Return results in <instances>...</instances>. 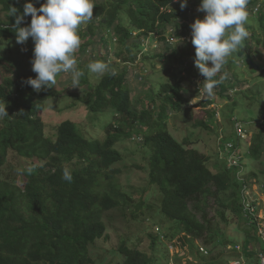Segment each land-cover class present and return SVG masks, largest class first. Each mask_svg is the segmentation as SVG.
Returning a JSON list of instances; mask_svg holds the SVG:
<instances>
[{"label":"trees","instance_id":"obj_1","mask_svg":"<svg viewBox=\"0 0 264 264\" xmlns=\"http://www.w3.org/2000/svg\"><path fill=\"white\" fill-rule=\"evenodd\" d=\"M173 1L95 0L92 23L97 20L98 27L103 30L99 33L101 44L107 54L112 44H117L115 58L104 56L103 59L109 70L80 98L91 112L119 114L117 121L107 125L101 139L85 136L80 126L70 119L59 121L53 131L46 133L41 113L45 102L50 97L60 96V90L51 87L35 92L23 83L29 77L35 78L32 68L21 76L12 58L0 55V101L6 102L9 114L0 120V264H94L88 247L107 231L103 214L123 203L127 205L130 200V195L121 188L119 170L114 165L122 159L115 144L133 135L141 138L146 151L149 183L144 193L155 186L158 198L155 207L141 200L136 209L143 205L151 208L175 224L176 229H187L192 235H199L205 229V219L201 221L196 216L201 210L202 198L205 201L213 198L221 207L244 216L246 197L242 188L245 179L240 178L239 171L243 153L238 166H229L226 162L220 169L213 170L209 167L208 156L194 147L189 136L178 141L164 122L167 105L181 110L187 104L185 88L179 83H160L145 107L139 111L132 108L127 68L131 64L135 73L143 69L140 67L143 63L134 65L139 47L143 46L140 39H146L149 34L164 38L165 33H169L171 38L182 40L189 34L186 19L173 23L177 17L169 8ZM26 2L28 0H0V8L6 13V21L0 22L1 36H15L12 29L15 16L11 15V8L16 7L18 13H22ZM257 12L253 22L257 23L260 35L253 27H246L253 41L264 47V8ZM30 21L29 15L21 26ZM88 28L94 35L96 31L93 30L97 28L93 24ZM85 36L82 33L80 38ZM91 41V37L86 39L81 49L84 51ZM248 49L249 44H244L239 54H245ZM194 57H185L181 62L191 63ZM241 57H235L233 62L228 57L229 66L233 63L234 69L238 64L236 60ZM118 60L125 64L120 71H116ZM191 65L188 74L194 76L192 72L198 69ZM20 80L22 83L18 84ZM80 80L87 82L85 73ZM219 86L220 92H227L224 81ZM160 100V104L155 103ZM215 114L216 109H212L211 121L199 119L196 126L208 128L216 122L212 120ZM243 124L260 127L248 140V154L258 159L264 149V114L257 121ZM220 142L223 143V139ZM10 154L25 165L20 166L18 172L13 171L16 168H9L4 173ZM65 167L71 170V182L63 179ZM29 168L32 170L28 171ZM256 212L252 218H256ZM245 215L250 217L248 213ZM152 233L148 235L151 251L158 240V234ZM117 250L123 257L122 264H155L153 252L149 254L123 244ZM246 255L254 254L246 252Z\"/></svg>","mask_w":264,"mask_h":264},{"label":"rangeland","instance_id":"obj_2","mask_svg":"<svg viewBox=\"0 0 264 264\" xmlns=\"http://www.w3.org/2000/svg\"><path fill=\"white\" fill-rule=\"evenodd\" d=\"M42 3L41 0H35L34 5L39 8ZM199 3L200 0H188L186 8L181 10L178 0H174L169 7L177 13L173 23L186 19L189 33H191V23L198 17L203 19L204 16V13L196 11ZM261 8H264V0H251L247 6L249 17L246 26L253 27L258 35L260 31L257 23L253 21L258 14V9ZM92 20L82 24L79 29V35L82 33L86 35L81 38V44H84L83 42L89 37L92 41L84 48V51L80 46L75 52L77 67L84 71L87 82L80 80L78 87L73 88L70 74L61 73L56 77L57 82L52 87L60 90V96L50 97L45 102V108L41 113L46 133L53 131V126L59 121L70 119L80 126L85 136L101 139L104 138L107 125L114 123L119 117V114L110 111L100 114L91 112L80 99L87 90H91L97 84L104 74L88 71L87 64L96 60L107 63L103 60L106 58L104 56L114 59V53L117 50V44L113 43L109 54L106 53L99 38V33L103 30L98 27L97 20L93 23ZM3 21H6V13L0 8V22ZM89 24L97 28L93 30L96 31L94 35L88 28ZM176 26L178 24L174 25V30ZM135 34L137 32H134ZM168 40L172 43L170 44ZM253 40L249 35L247 42L243 43V45L249 44L245 54H239L242 45L229 57L233 62L235 57L242 56L236 60L238 64L234 69L233 63L229 66L227 62L225 65V70L229 73L228 78L224 80L227 92H220L218 85L214 89V95L210 97L202 95L199 90L203 88L204 77L197 70L192 72L194 76L188 74L191 64L194 65V60L191 59V63L188 64L181 62L185 57H194L193 44L191 41L184 42L179 37L173 39L169 33H165L164 38L157 34H149L146 39H140L143 46L139 47L134 65L140 66L143 63L140 67L144 70L141 69L142 71L135 73L133 66L128 64L127 84L131 93L132 108L138 111L146 106L150 97H154L160 83H179L186 89L187 104L181 110H175L167 105V117L164 122L178 141L189 136L194 141V147L208 156L211 169H220L227 162L228 150L225 143L228 141L226 140L238 146L240 142L239 148H241V154L243 153V159L239 171L240 178L245 179V187L242 188L243 195L246 197L244 204L245 208L250 207L251 211H257L256 218H252L250 214L248 218L245 213L240 217L233 211L218 205L213 198H209L208 201L200 198L203 202L196 216L201 221L205 219V229L199 235H192L187 229H176L175 224L159 213L157 215L151 208L147 209L143 205L136 209L141 200H144L143 204L154 206L157 205L158 198L155 186H151L150 191L144 193L149 183L147 160L144 158L146 151L142 146L141 138L133 135L115 144L122 154V159L114 165L115 169L119 170L117 176L121 188L130 195V200L127 205L123 203V206L103 214L107 231L95 244L88 247L94 264H122L123 257L117 250L121 244L127 247L133 246L149 254L153 252L155 264H228L235 260L245 264L256 262V255L264 248V232L261 230L264 222V149L258 159L248 154L249 136L257 133L260 127L246 125L249 133L243 140L237 139L234 127L237 121L244 123L257 121L264 114V47L257 45ZM167 44L170 45V50ZM33 48L34 43L31 38L20 45L16 43V36L10 38L0 35V55L11 57L14 68L21 76L32 68ZM22 49L26 50L22 51ZM118 63L116 71L125 67L122 60H118ZM17 83L20 84L22 81ZM207 100L209 102L204 104ZM155 103L160 104L161 100ZM212 109H216L212 119L216 122L210 124L208 128L196 126V121L199 119L211 121L209 114ZM222 139L223 143L226 141L224 144L220 142ZM24 165L23 161L19 162L14 155L10 154L4 173L9 168H16L13 171L18 172ZM142 195H145L144 199ZM133 212L137 214L132 215ZM150 233L158 234V240L152 251L149 248ZM162 233L163 239L160 238ZM168 234L171 236L166 237ZM246 252L254 255L249 257Z\"/></svg>","mask_w":264,"mask_h":264},{"label":"clouds","instance_id":"obj_3","mask_svg":"<svg viewBox=\"0 0 264 264\" xmlns=\"http://www.w3.org/2000/svg\"><path fill=\"white\" fill-rule=\"evenodd\" d=\"M178 2L183 10L188 0ZM248 4L249 0H200L196 8L204 16L203 19L196 18L190 25L191 43L195 48L194 66L204 77L203 88L199 90L204 96L214 95V89L228 78L229 73L225 70L228 57L250 35L246 27ZM95 5V0H44L37 8L32 0H28L22 13H18L16 7L11 8V15L15 16L12 29L16 43L23 45L29 38L34 43L31 64L36 75L23 83L39 93L55 85L59 74L66 73L70 74L73 88L78 87L84 75V71L77 67L75 57L81 44L79 29L93 19ZM29 15L30 23L21 26ZM86 67L96 74L109 70V65L99 60L88 63ZM8 116L6 102L0 101V120ZM63 179L67 182L73 180L67 167L63 170Z\"/></svg>","mask_w":264,"mask_h":264},{"label":"built area","instance_id":"obj_4","mask_svg":"<svg viewBox=\"0 0 264 264\" xmlns=\"http://www.w3.org/2000/svg\"><path fill=\"white\" fill-rule=\"evenodd\" d=\"M192 39L191 37V33H189L186 37H183L182 40H184L185 42H190ZM236 123V122H235ZM235 134L236 137L238 139H243L246 138L248 136L247 133H249L246 125L243 124V122H238L235 124ZM250 137V136H249ZM226 145V149L227 151V164L229 166H238L240 164L242 155H241V148H239L238 145H236L234 142L232 141H228L225 143ZM244 211L247 214H250L251 216L256 212V211H251L250 207L247 209L245 208L244 205ZM257 214V212H256ZM257 216V215H256ZM264 232V222L262 223V229ZM161 238H163V235L161 236ZM203 251V250H201ZM228 264H245L244 262L240 261V260H235L232 261ZM253 264H264V248L262 249V251L260 253H258V261Z\"/></svg>","mask_w":264,"mask_h":264}]
</instances>
